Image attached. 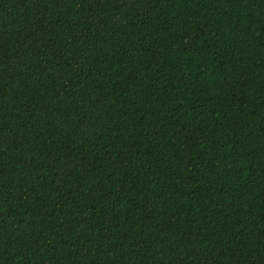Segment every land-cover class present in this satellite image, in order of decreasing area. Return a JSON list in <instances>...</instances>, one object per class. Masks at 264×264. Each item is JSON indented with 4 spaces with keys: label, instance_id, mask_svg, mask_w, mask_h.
Masks as SVG:
<instances>
[{
    "label": "trees",
    "instance_id": "16d2710c",
    "mask_svg": "<svg viewBox=\"0 0 264 264\" xmlns=\"http://www.w3.org/2000/svg\"><path fill=\"white\" fill-rule=\"evenodd\" d=\"M0 264H264V0H0Z\"/></svg>",
    "mask_w": 264,
    "mask_h": 264
}]
</instances>
